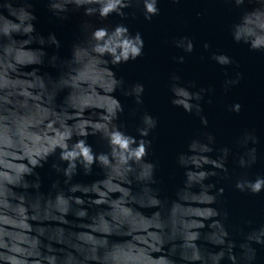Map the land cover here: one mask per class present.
I'll return each mask as SVG.
<instances>
[{
    "label": "clouds",
    "instance_id": "obj_1",
    "mask_svg": "<svg viewBox=\"0 0 264 264\" xmlns=\"http://www.w3.org/2000/svg\"><path fill=\"white\" fill-rule=\"evenodd\" d=\"M46 2L60 19L80 8L85 16L98 15L102 20L113 13L135 18V9L141 5L145 20L160 13L158 0ZM224 2L232 6L231 11L239 9L228 25L232 41L264 54V0ZM32 7L31 0L0 2V264H221L225 258L230 264H252L256 259L252 243L264 245V224L244 234L237 244L229 231L234 226L228 223V212L215 206L224 189L213 192L215 185L206 183L218 173L205 166L227 173L230 149L220 148L213 158L209 155L216 142L213 134L205 131L192 139L188 151L177 157L186 170L184 185L178 190V199L169 202L153 187L156 165L146 159L152 145L147 137L157 120L143 114L137 129L139 140L118 123L124 108L113 93L119 88L142 105L144 85L137 82L125 88L123 78H117L109 64L142 56L145 42L141 33L131 34L124 24L110 28L85 20L71 57L61 59L53 54L49 58L48 63L59 69L53 78L40 74L37 66L45 63L44 46L59 48L60 42L54 33L45 38L36 31ZM175 44L186 53L194 50L188 36ZM210 47L204 42L205 50ZM174 59L183 63L185 57ZM211 59L221 66L236 63L223 52H213ZM242 78L243 73L237 72L235 78L226 79L225 91ZM169 79L171 103L195 112L207 125L201 101L213 89L193 91L195 82L185 86L175 72ZM64 90L67 95L57 105L56 97ZM228 110L239 113L241 104H231ZM89 135H98L107 150L95 152L87 143ZM250 142L257 143L252 131L245 130L237 139L245 148ZM57 153L58 162L52 168L62 173L64 187L56 180L52 183L55 191L44 193L36 169ZM256 159V148L251 147L239 155L238 163L248 168ZM94 165L103 169V179L91 184L72 182L79 169L89 175ZM235 187L258 194L264 190V176L252 180L242 174ZM92 206L96 211L90 213ZM137 206L158 210L147 216ZM69 215L75 219L69 220ZM205 228L209 231L202 232ZM237 230L243 233L242 228ZM201 239L216 250L202 247Z\"/></svg>",
    "mask_w": 264,
    "mask_h": 264
},
{
    "label": "water",
    "instance_id": "obj_2",
    "mask_svg": "<svg viewBox=\"0 0 264 264\" xmlns=\"http://www.w3.org/2000/svg\"><path fill=\"white\" fill-rule=\"evenodd\" d=\"M31 2L32 11L37 17L34 21L36 31L45 38L50 33H54L60 42L59 48L55 45L44 46L47 53L45 63L37 66L40 74L47 73L53 78L58 76L59 69L48 63L49 58L53 54H58L61 59L71 57L73 44L81 38V24L85 20L95 26L110 28L124 24L131 34L141 33L145 42L144 54L136 60H129L119 65L109 64V67L117 78H123L125 88L137 82L144 85L142 105H137L134 96L124 95L119 88L113 95L124 108L119 115L118 123L124 125L123 130L127 134L138 140L141 138L137 129L142 126L141 119L145 112L157 120L156 127L147 137L152 145L146 159L156 165L157 183L153 187L159 190V197L169 202L178 199L177 193L184 185L186 170L178 163L177 157L180 153L188 151L192 139L198 138L202 132L207 131L213 134L216 140L212 145L214 151L209 153L211 157H217L220 148L230 149L229 157L225 162L227 173L211 169L209 166L205 167L218 173L210 176L206 183L215 185L213 192L220 188L224 189L215 206L228 212V223L234 226L229 229L232 239L239 244L244 234L264 224V190L258 194H251L235 187L236 180L242 174H246L252 180L257 176H264V54L252 52L247 45L235 44L232 41L228 25L239 15V9L231 11L232 6L224 0H179V2L158 0L160 13L150 21L145 20L141 11L142 5L135 9V18L131 15L122 18L113 13L102 20L98 15L85 16L84 9L80 8L68 12L66 19H60L49 11L46 0H31ZM123 11L131 12L132 9ZM197 13L202 14L197 15ZM183 36L192 38L193 52L186 53L182 48L176 47L175 41ZM204 42H208L211 47L205 50ZM213 52H223L233 57L236 63L221 66L211 59ZM179 56L185 57L183 63L174 59ZM173 72L181 76V83L185 86L194 81L196 87L192 89L193 91L201 87L213 89L212 92L206 93L204 100L201 101L202 114L207 117V125L201 122L200 116L195 112H187L171 103L173 93L169 87V78ZM237 72L243 73L240 83L230 86L228 91H225L224 81L235 78ZM66 95L67 90L61 91L56 97V104H62ZM209 100L211 103L208 102ZM234 103L241 104L239 113L228 110V107ZM88 114L86 112V115ZM245 130L252 131L257 137V143L250 142L247 145V148H256L257 159L250 167L241 168L238 157L247 148L241 147L237 139ZM86 140L97 153L107 150L106 144L98 135H89ZM56 162H58V153L49 157L42 168L36 169L41 180L40 191L44 193L55 191L52 189V183L56 180H60L61 186L64 187L62 173H57L52 168V164ZM103 178V169L94 165L89 175H85L83 169H79L72 182L91 184ZM133 189L138 190L136 185H133ZM30 191L34 190L30 189ZM137 210L150 216L158 209L137 206ZM94 211H96L94 206L89 207L90 213ZM68 219L74 220L75 217L69 215ZM247 221L252 223L248 224ZM53 226H57L55 222ZM239 228L243 229V233L237 230ZM201 231L207 232L209 229L205 228ZM198 243L202 247L216 250L203 239ZM252 247L256 250V259L252 264H264V245L253 242ZM221 264H230V262L225 258Z\"/></svg>",
    "mask_w": 264,
    "mask_h": 264
}]
</instances>
